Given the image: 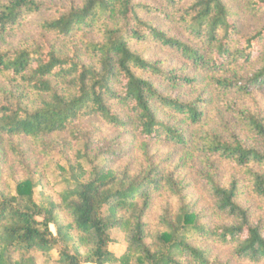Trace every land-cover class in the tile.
Listing matches in <instances>:
<instances>
[{"label": "trees", "instance_id": "trees-1", "mask_svg": "<svg viewBox=\"0 0 264 264\" xmlns=\"http://www.w3.org/2000/svg\"><path fill=\"white\" fill-rule=\"evenodd\" d=\"M259 93L264 0H0V136L25 170L13 193L0 159V264H212L205 242L264 263ZM66 133L65 188L38 202L21 146Z\"/></svg>", "mask_w": 264, "mask_h": 264}, {"label": "rangeland", "instance_id": "rangeland-1", "mask_svg": "<svg viewBox=\"0 0 264 264\" xmlns=\"http://www.w3.org/2000/svg\"><path fill=\"white\" fill-rule=\"evenodd\" d=\"M49 4L60 5L63 2H68V0H42ZM50 12L44 10L41 14L33 17L24 27L17 39L26 38V36L33 35L38 36L39 30L36 26L35 19L40 18L41 16H48ZM245 29L249 30L254 28L256 24V19L250 15L246 18ZM26 28L30 29L29 34H24ZM157 57L161 58L162 56H167L164 52L156 53ZM254 105L264 110V93H259L254 99ZM84 126H87L86 122ZM112 133V132H111ZM51 143L47 145L38 144L29 142L24 144L21 149L27 151L25 154V159L28 167V171L32 173V177L35 181L38 179L42 180V184L36 189V200L38 202L44 201L46 203L47 199L53 197L58 199V195L61 190L65 188L64 176L65 171L63 168L66 167V159L74 158L75 153L80 149V142H77L69 133L61 135V137L55 142L51 139ZM13 142V144H12ZM13 145H18L16 139L11 138H2L0 136V159H7V175L4 178L3 184L5 187H8L13 193L15 192V178L20 179L25 177L24 168L17 162L18 155L13 149ZM153 152L156 153L157 161H163L162 154L167 149L163 147L162 149L156 147L152 148ZM165 151V154L167 153ZM141 150V154H143ZM67 157V158H66ZM129 159V162L134 167H137L142 161H145V157L140 155L139 159L134 160V153L125 157ZM172 169V168H171ZM196 190V189H195ZM195 190H192L195 192ZM198 195V194H196ZM162 203V206H164ZM159 208V207H158ZM260 209H257L259 211ZM264 213V211L261 210ZM52 229L55 231V228L52 226ZM110 235L113 239L112 243L109 245V249L116 255L121 254L125 251L127 247V241L125 233L121 229H112L110 230ZM205 247L209 250L208 257H210L212 264H255L247 260L237 259L230 249L222 247L220 245H215L214 243L205 242L203 243ZM264 264V263H261Z\"/></svg>", "mask_w": 264, "mask_h": 264}]
</instances>
